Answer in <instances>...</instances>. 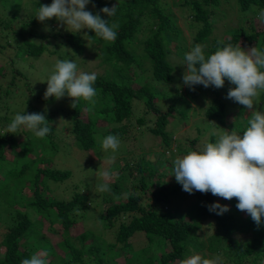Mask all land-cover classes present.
I'll return each instance as SVG.
<instances>
[{
	"label": "trees",
	"instance_id": "trees-1",
	"mask_svg": "<svg viewBox=\"0 0 264 264\" xmlns=\"http://www.w3.org/2000/svg\"><path fill=\"white\" fill-rule=\"evenodd\" d=\"M30 2L28 19L22 20L19 28L8 34L11 24L19 19L22 7L17 8L15 0H0L4 8L12 11V19L0 17V27L6 30L3 35L8 34L7 43H0L1 48L14 49L23 60L40 58L46 52L57 54L59 42L69 43L74 55L83 56L87 52L88 46L80 33L62 32L61 28L55 31L56 27L50 28L48 34L38 33L40 24L52 25L53 22H40L36 18L37 10L42 5H51L53 0ZM92 3L95 7L90 11L94 15L105 6L118 5L109 24L119 25L117 38L111 42L96 36L92 30L87 31L94 45L90 50L94 49L98 65L103 68L97 73L94 84L97 90L94 110L88 112V104L82 99L73 108V98L66 95L61 98L65 107L46 113L52 131L44 138L35 137L25 128L16 134L7 133L12 118L3 116L0 111V214L6 212L11 216L10 228L0 232V247L6 249L0 264H21L23 259L41 252L47 253L49 264H181L183 259L196 254L208 259L220 255L222 264H264V222L260 226L249 214L245 216L244 211L236 207V198L226 200L211 192L194 191V202L186 211L170 206L182 186L165 180L168 171L161 166L167 162L166 158L151 162L141 155L140 161L132 164L124 155L118 159L123 161L121 167L112 163L109 167L114 173L109 182L112 194L99 192L102 194L99 210L92 207L95 200L87 193L74 191L69 199L52 196L51 185L65 183L73 172L51 165L59 154L60 145L54 138L57 128L50 124L56 115L52 112L61 113L62 118L66 116L65 127L74 137L73 146L80 151L103 150L102 140L108 135L119 137L120 151L126 149L128 129L134 118L138 125H144L145 116L151 112L157 118L152 132L162 136V155H165V149L173 143L174 131L166 129L170 116H174L175 111L178 121L187 122L192 109L189 96L196 99L205 88L197 85L187 96L177 95L180 89L171 85L176 80L171 55L183 59L196 44L206 45V58L228 44L240 43L246 50L254 46L264 50V23L257 18L258 12L264 9V0H175L173 3L169 0H92ZM173 8L179 9L184 29ZM233 13L236 24L231 26ZM100 15L109 19L102 12ZM223 20L227 27L220 37L216 34V25ZM29 30L31 35L26 36ZM33 36L42 39V43ZM63 55L58 57L63 60ZM4 69L2 66L0 72ZM17 73L22 74L13 69L4 97H9L18 87ZM163 84L171 86L176 95L162 89ZM227 85L225 79L220 89L208 87L213 97L205 115L208 123L217 128V132L210 134L208 143L215 142L225 129H235L242 135L252 112H264V91L257 97L260 102L253 110L239 104L231 111V103L225 101ZM0 87L3 88L2 78ZM35 94L33 91L28 95L25 114L41 112H33L34 104L44 96L35 97ZM2 100L0 97V109L4 106ZM138 104L143 105L145 116H134ZM158 104L160 109H157ZM163 104L166 105L162 107ZM137 110L139 114L141 107ZM100 121L110 129L98 127ZM200 138L197 136L192 142L196 144ZM178 150L185 149L179 146ZM122 193L130 195L124 198ZM114 195L121 198L115 199ZM214 203L227 205L230 210L223 215L210 212L208 206ZM33 214L37 215L36 219L32 218ZM88 218H92L95 225H98L97 219L100 220L104 230L115 228L114 240L88 228L85 224ZM205 220L215 221V231L210 235L204 232ZM138 232L145 233L149 244L134 250L130 239ZM248 234H251L249 238ZM122 256H125L123 261Z\"/></svg>",
	"mask_w": 264,
	"mask_h": 264
},
{
	"label": "clouds",
	"instance_id": "clouds-1",
	"mask_svg": "<svg viewBox=\"0 0 264 264\" xmlns=\"http://www.w3.org/2000/svg\"><path fill=\"white\" fill-rule=\"evenodd\" d=\"M90 2L91 0H53L51 5L38 8L36 18L45 22L55 17L61 27L67 25L72 32L89 29L105 41H114L119 25L115 22L109 24V20L116 15L118 5L105 6L94 15L86 10ZM101 12L109 19H103ZM257 18L264 23V9L258 12ZM205 47L206 45L196 44L184 54L183 84L193 91L197 85L220 89L227 79L235 87L229 89L226 98L253 110L254 99L264 91V50L257 46L246 50L240 43L228 44L206 58ZM97 75L96 72L78 71L74 61L57 60L47 80L44 98L47 100L55 97L60 100L67 95L73 98V108L82 99L88 104L87 111L92 112L96 104L97 90L94 84ZM48 122L42 113H17L8 124L6 132L16 134L21 128H25L35 137L44 138L52 131ZM120 144L117 135H108L102 140L104 151L111 150L115 153ZM115 159L113 155L107 163L111 165ZM101 175L105 182L97 186V191L111 193L109 182L114 173L106 168ZM172 175L189 194L194 191L205 194L211 192L226 200L236 198L238 210L247 212L260 225L264 222V112H252L242 135L235 129L225 131L218 135L215 142L206 143L183 157H177L173 162ZM121 195L127 198L130 194ZM114 198L121 197L114 195ZM208 208L217 215L230 210L227 205L219 203L211 204ZM21 264H49L47 253L33 254L30 259H23ZM181 264H222V256L208 259L196 254L183 259Z\"/></svg>",
	"mask_w": 264,
	"mask_h": 264
},
{
	"label": "rangeland",
	"instance_id": "rangeland-1",
	"mask_svg": "<svg viewBox=\"0 0 264 264\" xmlns=\"http://www.w3.org/2000/svg\"><path fill=\"white\" fill-rule=\"evenodd\" d=\"M17 2V8H20V17L15 22L11 24V28L8 29V34H10L13 30H17L19 28V23L22 20L28 19V15L30 14V8L29 3H31V0H15ZM171 3H173L175 0H169ZM93 9V3L92 0L89 3V5L86 6V10L90 11ZM174 9V8H173ZM239 10V9H237ZM174 12L176 15L180 17L179 23L183 26L184 24L182 22V18L179 15V9H174ZM237 14H239L238 11H236ZM235 13L232 14L231 19H234L230 25L233 26L236 24V15ZM0 17L3 19L9 18L12 19V11L7 10L4 8V6L0 3ZM50 22H53L52 25L49 23L46 24H40L39 28L37 30L38 33L48 34L51 29L55 28V31H57L59 28L63 29L62 32H72L68 30L67 25H64L63 27L60 26V22L55 18H51L49 20ZM227 27L226 20L220 21L216 25V34L218 36H223L224 31ZM30 29V28H29ZM0 43L6 44L7 40L5 37H7L8 34L3 35L4 29L0 27ZM187 30V29H185ZM88 29H82L80 32L74 33H80V35L83 37L84 41L86 42V45L88 46L87 52L83 56L74 55V53L71 51L72 48L69 43H63L59 42L58 47L56 48L57 54L51 55L49 53H45L40 58H30L27 60H23L20 57H17L14 49L8 48L3 49L0 47V68L3 66L5 67L4 72H0V78H2V85L3 88L0 87V97H3V107L0 109L3 116H10V119L14 118V116L17 113L23 114V112L27 109L26 108V100L28 95H30L33 91L36 92L35 97L38 95L44 96V93L47 89V80L50 77V74L53 70V67L57 60H61L60 57H58L60 54H64L63 60H71L74 61L78 66V71H84V72H96L100 73L103 68L100 67L99 59L95 55V51L90 50L94 45L92 42V39L90 36L87 35ZM31 35V31L29 30L26 33V36ZM35 38L37 42L42 43V39ZM191 41V38H189ZM19 41H22V38H20ZM12 59L15 60V63H12ZM86 59V60H84ZM171 61L172 64L175 67V74H176V80L172 82V86H177L180 90L176 93L177 95L183 94L184 96H187L186 94L191 93L192 90L189 89L188 86L183 84L182 81V75L185 71V66H183V59L181 57L172 54L171 55ZM13 69H16L17 71L21 72L17 73V84L18 87L15 88V92L11 94L9 97H4V91L6 89V86L11 81L12 71ZM152 74V71L150 73ZM29 83V84H28ZM138 87V86H137ZM162 89L169 90L170 93L175 94L174 91H172V88H170L167 85H161ZM176 87V88H177ZM231 87H234L229 81L227 85V91ZM205 90H209V92H204ZM200 97L194 99L192 95L189 96V99L191 101V110L189 112L188 120L187 122L178 121L177 119V113L173 111L174 116H170L169 120L170 122L167 124L166 129L167 131L172 133L173 132V143L170 148H166L165 155H162V152L164 151V147L162 145L163 138L161 135L155 134L152 132V130L155 128L156 123V116L152 115L150 112L148 115H144V108L142 104L136 105V112L134 116H145L146 123L144 125H138L137 121L134 118V122L129 126L128 133H129V140H126L128 142L126 144V149H121L118 152L115 153H109L108 151L102 152L95 151V150H89L88 152L80 151L78 150V147L73 146L74 137L73 135L69 134L70 129L66 126V123L68 122V119L66 116L62 118L61 113L52 112L55 115L54 121H51V125H54L57 128V131L55 133V140L60 145L59 154L56 155L53 158V162L51 165H53L55 168L59 169H68L73 172L72 176L66 180L65 183H53L51 185V195L57 198H65L69 199L71 198L74 191H80L83 193L90 194L92 198L95 200L92 203V207H96L95 209L99 210L98 202H100L101 193L97 191V184L103 183V177L101 173L106 169L109 168L110 165L107 163L108 159L111 156H115V164L118 165V167H121L123 165V161L118 160L122 156L126 155L128 158V161L132 164H136L140 161L141 155L145 156V158L151 162H157L158 160L162 161L165 158L167 159V162H163L161 168L168 171L167 179H165L168 182L172 181L177 184L176 178L173 173V162L177 157H183L184 155L188 154L187 150H197L199 147H203L206 143H208V138L210 137V134L213 131L217 132V128L215 125H210L207 121L205 112L207 107L209 106V102L211 100L212 96V90L210 88H202L200 90ZM203 93H205L203 97ZM225 93V92H224ZM175 94V95H176ZM175 97V96H174ZM161 101L164 100V98H160ZM171 100V99H170ZM63 100H56L55 97H51L49 99H45L42 97L38 102H36L35 108L33 112L41 111L40 113L46 115V113H49L51 111H55L56 109H60L65 107L66 104L62 102ZM157 102H160L156 100ZM226 102H230V107L232 108L231 111H235L236 108L239 106L238 103L234 102L233 100L227 99ZM260 101H258L257 98L254 99V106L259 104ZM28 103V102H27ZM166 104H163L165 106ZM159 106V104H158ZM160 109V106L158 107ZM137 107H141V111L138 114ZM143 108V109H142ZM167 109V108H166ZM164 109V110H166ZM7 110V112H6ZM62 118V120H61ZM84 119H86V115L83 116ZM175 119L177 122H174ZM115 126H120L119 124H116ZM98 127L110 129V126H106L105 122L100 121L98 124ZM113 127V126H112ZM200 127V131H199ZM227 129H225L226 131ZM32 133V132H31ZM32 135H34L32 133ZM176 136L180 137L179 139L176 138ZM197 136L201 137L200 140L194 144L192 141ZM71 146V147H70ZM181 146L183 151H179L178 148ZM72 148L71 150H69ZM142 149H145L144 151ZM72 152V153H71ZM9 158H13L12 155L8 154ZM165 156V157H164ZM121 161V163H120ZM181 185V184H180ZM182 186V185H181ZM14 187V186H12ZM101 194V195H100ZM108 194H112L108 193ZM194 202V195L189 194L185 192L183 189L179 192L178 196H176L173 200L170 206L174 207L175 209H179L181 211H186L190 208V206ZM89 213V212H88ZM243 214L246 216L248 215L247 212H243ZM1 223H0V232L6 231L7 228H10V220L11 216L6 213L2 212L0 214ZM33 219L37 218L36 214L32 215ZM98 225H95L92 218H88L85 221V224L88 228L91 230L97 231L101 233L106 238L110 239L111 241L114 240L115 231L116 229H108L104 230V226L101 224L100 220L97 219ZM214 223V224H213ZM263 223L260 224L262 226ZM215 221L213 220H205L203 222V229L204 232L208 233V235L212 234L215 231ZM251 236V234H248V238ZM241 239L244 238V236H240ZM130 242L133 244L134 250L141 249L149 244V241L147 239V236L143 232L136 233L131 239ZM6 249L4 247H0V258L4 257ZM159 256L161 255V251L158 252ZM125 256L120 257V260H124ZM257 263V262H256Z\"/></svg>",
	"mask_w": 264,
	"mask_h": 264
}]
</instances>
